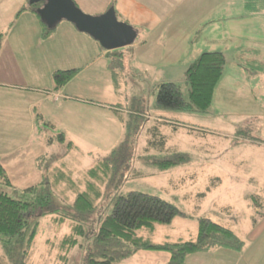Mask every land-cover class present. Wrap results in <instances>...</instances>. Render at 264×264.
Wrapping results in <instances>:
<instances>
[{
	"label": "rangeland",
	"instance_id": "1",
	"mask_svg": "<svg viewBox=\"0 0 264 264\" xmlns=\"http://www.w3.org/2000/svg\"><path fill=\"white\" fill-rule=\"evenodd\" d=\"M74 1L85 13L94 16L104 13L107 3L105 0ZM29 2L30 0L23 2V5L26 3L28 6ZM20 3L21 0H0L1 46L16 47V41L23 42L24 46H33L31 64L26 65L34 71L31 84L35 87L42 86L45 90L52 85V78L55 82V67H62L63 70H69L67 65L79 70L86 67L72 81L71 86L78 85L82 88L85 77L93 76L99 79V88L94 89L97 95L77 89L69 93L109 103L107 107H115L117 110L105 107L93 116L86 112L79 116L71 111L70 115L78 118L77 123L75 119L70 121L61 114L63 107L59 109V102L48 100L44 111L45 122L39 119L31 141L27 138V132L30 136L31 129H27L29 123L23 116L19 126L11 131L13 137L8 135L6 129L0 131V153L6 154L3 162L2 158L0 162L13 184L8 186L0 181V191L18 197L25 188L42 184V187L48 188L52 193V209L44 210L43 214L40 210L38 216L30 219L32 223L28 229L35 228L36 237L30 250L29 264H88L92 253L96 259H105L96 254L95 251L99 248L94 246L98 207L95 213L82 221L73 218V205L78 195L87 190L88 171L108 158L128 136L133 152L129 166H123L125 168L114 173L117 186L95 180L102 193L96 206L107 208L110 212L113 200L119 194L137 190L161 196L187 214L186 217H176L170 224H156L153 231L139 229V237L154 243L196 239L201 217H211L229 227L242 223L247 226L252 223L251 217H256L260 221L255 227L250 226L252 234L249 235L264 232V219L253 209L255 201L259 202L257 197L264 201V66L256 63L252 65L246 60L259 55L263 61L264 0L249 5L245 1H239L234 10V15H238L237 20L217 23L218 16L214 14L213 23L207 25L201 24L206 20L204 13L208 17L210 3L215 9L217 0H185L181 4L179 0H171L172 9L177 11L168 18L174 22L169 25L171 28L168 27L170 31L158 33L163 35L158 42L152 36L146 48L149 58L158 59L157 74L161 78L164 66L169 80L161 82L178 84L188 99L186 70L191 58L200 51L221 50L225 46H228L226 67L229 70L217 86L209 111L201 113L163 108L166 117L172 122L161 125L140 117L146 109L139 108L144 103L141 98L151 100L152 90L157 93L156 81H160L159 78L143 76V79L130 80L124 67L120 68L123 65L122 58L117 55L108 59L113 62L111 72L105 68V59L88 66L96 54L95 47L86 44L91 40L90 37L84 35L83 39L79 35L68 36L72 47H77V52H66L63 43L67 40V34L64 30L73 24L60 22L52 38H48L46 27L38 14L24 10L25 7ZM195 26L200 31L190 33L189 30ZM136 40L138 42L140 37ZM128 47L115 50L123 51ZM239 47H242L240 51L246 50L244 58L236 51ZM80 48L83 55H77ZM251 48H254L253 55L249 54L252 53ZM256 48H259L257 54ZM143 55L137 48L135 61L140 63ZM4 60L3 56L0 57L1 79L10 81L13 69L11 66L5 67ZM127 60H131L130 55L126 57L125 61ZM128 61V64L133 62ZM131 67L138 70L135 65ZM48 68L50 69L46 72ZM45 76L50 80L45 79ZM108 87H111L110 97ZM50 89L52 90V86ZM100 90H104V93L99 94ZM89 108H94L95 111L97 107ZM139 109L141 112H137ZM79 119L87 123L93 121L96 128H99L98 132L88 129L84 133L80 130L79 134ZM45 123H48V127H45ZM152 127H159L157 135L151 130ZM61 135L66 139L61 140ZM50 140L52 143L47 147ZM40 145L45 146L46 158L39 161L36 149ZM20 147L23 149L19 150ZM176 154L186 155L187 160L182 164L163 168L162 161L176 159ZM19 158L23 161L21 168L15 166L16 159ZM222 207H226L225 211H222ZM63 215L68 217L65 221H61ZM77 222L84 223L86 234L79 237L75 246L62 249V240L72 233V227ZM241 233L248 235L247 231ZM260 243L264 248V236L258 240L257 245ZM112 246L110 253L116 256L117 264H168L170 259L168 253L152 250H141L124 256L123 253L132 249V245L119 242ZM253 260H256L254 256ZM0 264H11L4 255L1 240Z\"/></svg>",
	"mask_w": 264,
	"mask_h": 264
},
{
	"label": "trees",
	"instance_id": "2",
	"mask_svg": "<svg viewBox=\"0 0 264 264\" xmlns=\"http://www.w3.org/2000/svg\"><path fill=\"white\" fill-rule=\"evenodd\" d=\"M42 4L30 3V8L36 10L37 13V9ZM38 16L40 17L39 14ZM117 16L120 21L127 22L119 17L118 13ZM40 20L42 21L41 17ZM42 23L48 32L56 29L48 27L43 21ZM1 39L2 34H0V47ZM101 48L106 50L102 46ZM244 51L239 50L241 58H244ZM246 60L249 64L256 63L258 66H264V58H262L263 61L252 57ZM226 63L227 58L222 50L202 52L186 70V80L189 85L188 99L185 98L183 90L178 84L163 82L158 86L157 106L179 111L201 113L209 111ZM77 72V69L56 71L54 73L56 87L60 88L66 85ZM142 105L141 108L144 110L145 104ZM137 112H141L140 109ZM154 134L157 135V131L154 130ZM129 138L128 136V139L123 141L119 148L113 150L108 158L88 171L87 190L78 195L73 205V218L82 221L95 213L98 207V215L95 220L98 226L94 246L99 248L95 251L96 254L98 253L105 259H96L92 253L88 264H117L115 263L116 256L112 255L110 251L112 245L119 242L132 245V249L123 253L124 256L141 250L161 251L169 254V264H185L190 254L202 252L211 247H225L236 251L242 248V242L230 228L210 217L199 219L196 239L154 243L139 237L137 235L139 229L147 228L153 231L156 224H170L178 216H187L177 205L158 195L130 190L119 194L113 200L110 212L107 208L96 206V201L100 199L102 193L95 180L104 181L107 183L106 185L117 186L114 173L120 168H127L133 154ZM61 140H65L63 135H61ZM185 160H187L186 155L176 154V159L162 161V167L182 164ZM0 181L8 186L13 185L1 163ZM42 186V184H38L27 187L18 197L11 196L6 191H0V240L3 242L4 255L11 264H29L30 250L36 237L35 228L28 229L32 223L30 219L38 216L40 210L43 214L44 210L52 209L50 207L53 204L52 193L48 188ZM29 194L32 195L28 196ZM66 218L68 217L63 215L61 221H65ZM86 231L84 223H75L72 233L62 240V249L67 250L75 246L79 237L85 235Z\"/></svg>",
	"mask_w": 264,
	"mask_h": 264
},
{
	"label": "crops",
	"instance_id": "3",
	"mask_svg": "<svg viewBox=\"0 0 264 264\" xmlns=\"http://www.w3.org/2000/svg\"><path fill=\"white\" fill-rule=\"evenodd\" d=\"M107 3L105 5V9H103L104 13L107 11L111 6L115 7L116 12L118 13L119 17H121L123 20L129 22L132 26L138 29V37H140V40H137L129 46L126 50L119 51H108L103 50L101 48V45L99 42L92 40L94 38H91V36L86 33H82L76 29V27L69 26L64 30L67 34V40L63 43L66 46V52L73 51L74 54L77 52V47L71 45L70 39L68 36H77L79 35L81 38L84 35L87 37H90L88 42H86L87 45H92L96 49L95 57L92 59L91 63L88 64V66H93L97 64L100 60H106L107 65L105 68H107L108 72L112 71L113 62H109L108 59H112L113 55H117L122 58L121 62L123 65H121L120 68L124 67L125 73L129 76L130 80H139L143 79V76H146L147 78H159L156 81V88L163 83L161 80H169L168 76L165 74L164 66H163V78H161L158 73V59L155 58L154 60L148 57V52L146 50L147 45L149 44V41L152 39V36L155 37L156 42L159 40H162L163 35H159L160 32H169V25H173V21H169L168 18L175 14L177 10L172 9L171 0H105ZM239 1H245L246 5H249V3H254L258 0H217L218 3L215 5V9L212 8V5L210 3V9L208 12H210L208 17H205L204 13V22L202 21L201 24L207 25L209 23H213L212 18L213 15L216 14L218 16L217 23L224 20V23L231 22L232 20H237L238 15H234V10L237 8V4ZM23 2H27V0H21L22 4L21 6H24V10L26 11H32L33 13H36V10L30 8V2L29 5L26 6V3L23 5ZM180 4L185 2V0H179ZM175 7V6H174ZM101 12V11H100ZM101 14V13H98ZM97 14V15H98ZM103 14V13H102ZM171 28V27H170ZM57 29V27H56ZM56 29L52 32L47 31V37L52 38L53 33L56 31ZM197 30L200 31L199 28L193 27L191 30H189L190 33H195ZM224 30V29H223ZM226 31V30H225ZM156 34V35H153ZM157 34L159 36H157ZM222 37V36H221ZM52 43V40L50 41ZM216 42H222V41H216ZM163 42H160V44ZM16 47L9 46H1L0 47V57H4V62L6 61L5 67H12L13 69V77L10 79V81H3L1 79V72H0V89L2 92L0 93V131H3L4 129L7 130L8 135H11L13 137V134L11 131L18 127V123L21 120V116H23L24 120H27L29 125L27 129H31L30 136L27 132V138L28 141H31L33 139V133L35 132L36 124L39 121V119L42 122H45L44 120V111L46 109V105L48 104V100L52 101L54 103H58V106L63 107V110L61 111L62 115H64L68 120L72 121L73 119L76 120L78 123V118L73 117L70 115V112H74L79 116H83V112H86L88 114H91L93 116L99 113V109L107 107L106 105H109V103H101L97 101L96 99H93L91 97H78V95H71L69 92L76 91L75 89L79 91H85L88 92V94L97 95L94 91L98 86V80L96 78H93V76L85 77V82L82 84V88L78 85L71 86L72 81L80 76V74L85 70V68L78 70L75 77L70 80L66 85L57 88L56 83L51 81L50 87H46L45 90L42 89V86L35 87L30 80L32 79V76L34 74L33 68L26 66L31 64V55H33V46H24V43L21 41H16L15 43ZM60 47V46H58ZM228 46H225L224 49H221L225 55L227 56L226 48ZM140 49L144 55L142 58V61L136 62L135 61V53L136 50ZM176 48V47H175ZM82 48H80V52L77 55H83L84 52L81 51ZM103 51H102V50ZM238 49V48H237ZM242 49V47H239V50ZM130 50V52H129ZM220 50V49H215ZM239 50H236L239 52ZM252 53H249L250 55H253L254 48L250 49ZM126 51V53H125ZM202 51L198 53V55H195L191 58V61L189 65L201 54ZM256 54L259 53V48L255 49ZM4 53H6L4 55ZM169 54V53H168ZM233 54V53H232ZM130 55L132 63L128 64L126 60V57ZM170 55V54H169ZM258 60H260L259 55L256 56ZM253 58V56H252ZM264 58V57H263ZM128 61V62H129ZM155 63V66L153 64ZM73 64V63H70ZM161 64V63H160ZM228 62L226 63L227 66ZM131 65H135L138 70H133ZM187 66V68L189 67ZM67 69L75 68V67H69L70 65H67ZM5 67H1L5 68ZM48 68L46 72L49 70ZM54 70V69H53ZM55 70H63L62 67H55ZM127 70V71H126ZM229 69L225 67L224 74ZM160 71L162 72V64L160 67ZM16 72V73H14ZM45 72V74H46ZM94 73V72H92ZM17 74V75H15ZM222 76V77H223ZM126 77V76H125ZM92 78V79H88ZM45 79H49L45 76ZM222 79V78H221ZM50 80V79H49ZM127 81V79H124ZM54 82V83H53ZM160 82V83H159ZM166 82V81H165ZM52 86V90L50 89ZM73 87V88H70ZM111 87H108V91ZM101 89V86H100ZM157 90V89H156ZM90 92V93H89ZM110 92H108V97H110ZM98 93V92H97ZM104 90H100L99 94H103ZM81 94V93H80ZM156 95L157 93L152 90L151 94V100H144L146 111L141 115L143 118H147L148 122H155L156 124H163V123H170L172 122L171 119H168L165 115L166 112L163 111V108H159L156 104ZM79 98V99H78ZM2 102V104H1ZM142 105L139 106L141 108ZM89 107H97L94 111V108ZM109 109H115V107H107ZM39 110V112H38ZM117 111V110H116ZM38 112V114H37ZM67 112V113H65ZM81 125L78 127L77 130L79 134H81L80 130H82V133L86 132V130H91L95 132H98L96 126L94 125V122H84L80 120ZM91 124V125H90ZM48 125V123H45V127ZM93 126V127H92ZM48 127V126H47ZM96 128V129H94ZM151 130H155V132L160 131L159 127H152ZM66 139V138H65ZM52 143V141H48L44 144L48 147V145ZM71 143V142H70ZM72 144V143H71ZM18 145V144H17ZM27 145V144H26ZM74 145V144H73ZM24 146V145H23ZM39 149H36L37 159L40 161L41 159H45L46 156V150L45 146L40 145L37 146ZM23 149V147H20L19 150ZM40 150V151H39ZM14 153V150L12 151ZM6 156L4 153H0V159ZM23 162V161H22ZM21 159H16V167L21 168ZM1 163V162H0ZM3 165V163H1ZM4 166V165H3ZM5 168V167H4ZM6 169V168H5ZM30 187V186H29ZM256 198V197H254ZM259 202L255 201L254 206V212L259 213L262 216V220L264 219V201L263 198L257 197ZM256 198V199H257ZM231 207V206H230ZM226 207H222V211H225ZM211 218V217H210ZM252 223L249 225H237V226H230L225 225L228 228H230L235 235L239 238V240L242 242V248L238 251L232 250L225 247H211L210 249H207L202 252H197L190 254L185 264H255L254 262H257V264H264V248L260 244L257 245L258 240L264 236V232L258 233L255 235H249L250 229L255 227V225L258 224L260 221V218L257 219L256 217H251ZM212 219V218H211ZM219 223V221H216ZM222 224V223H220ZM250 226L252 228H250ZM199 228V227H198ZM247 231V234H243L241 232ZM250 237V238H249ZM194 239V238H193ZM191 240V239H190ZM180 242V241H179ZM253 250V252H252ZM166 253V252H165ZM255 257V261L253 260V256ZM254 261V262H253ZM169 264V260H168Z\"/></svg>",
	"mask_w": 264,
	"mask_h": 264
},
{
	"label": "water",
	"instance_id": "4",
	"mask_svg": "<svg viewBox=\"0 0 264 264\" xmlns=\"http://www.w3.org/2000/svg\"><path fill=\"white\" fill-rule=\"evenodd\" d=\"M30 3H43L37 13L48 27L56 28L60 22L67 21L106 50L130 46L138 37L139 32L134 26L118 19L114 6L94 16L85 13L74 0H30Z\"/></svg>",
	"mask_w": 264,
	"mask_h": 264
}]
</instances>
